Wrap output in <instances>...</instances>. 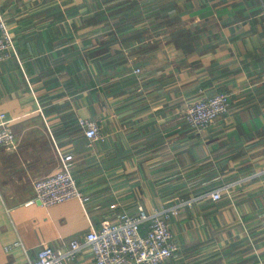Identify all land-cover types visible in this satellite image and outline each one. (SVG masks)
Returning a JSON list of instances; mask_svg holds the SVG:
<instances>
[{
  "label": "crops",
  "instance_id": "1",
  "mask_svg": "<svg viewBox=\"0 0 264 264\" xmlns=\"http://www.w3.org/2000/svg\"><path fill=\"white\" fill-rule=\"evenodd\" d=\"M18 52L0 64V263L62 249L122 213L167 207L230 185L171 220L163 264H264V0H0ZM140 72L136 73L135 70ZM228 93L207 131L191 99ZM100 125L92 146L79 124ZM69 146L90 200L51 208L35 183ZM67 264H95L84 251Z\"/></svg>",
  "mask_w": 264,
  "mask_h": 264
},
{
  "label": "built area",
  "instance_id": "2",
  "mask_svg": "<svg viewBox=\"0 0 264 264\" xmlns=\"http://www.w3.org/2000/svg\"><path fill=\"white\" fill-rule=\"evenodd\" d=\"M12 57L18 58V52L4 13L0 10V64ZM135 72L139 73L140 70L136 69ZM230 106V95L225 92L198 96L189 101L184 118L193 131L203 133L218 119L225 117ZM79 124L92 146L100 137L98 121L82 118ZM50 135L59 165L55 171L35 183V198L30 204L40 202L42 206L51 208L77 200L85 207L90 198L81 190L74 175L75 156L69 146L60 145L52 132ZM15 145L10 122L2 114L0 147L10 150ZM259 174H264V169ZM229 186L178 200L167 207L150 211L141 208L137 214L122 213L104 220L100 226L90 222V229L82 239H73L62 249L44 246L39 250L37 259L28 260L25 264H67L84 251L91 252L95 264H163L178 251L171 220L184 207H192L196 202L208 198L219 201Z\"/></svg>",
  "mask_w": 264,
  "mask_h": 264
}]
</instances>
